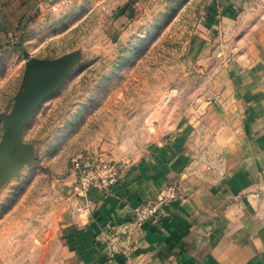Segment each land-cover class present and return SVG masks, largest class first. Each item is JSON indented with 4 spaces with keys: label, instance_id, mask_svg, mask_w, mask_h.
I'll return each mask as SVG.
<instances>
[{
    "label": "rangeland",
    "instance_id": "374dc122",
    "mask_svg": "<svg viewBox=\"0 0 264 264\" xmlns=\"http://www.w3.org/2000/svg\"><path fill=\"white\" fill-rule=\"evenodd\" d=\"M203 2L43 0L2 45L0 114L29 58L78 62L23 127L15 172L0 184V264L68 263L62 218L88 196L76 191L79 169L107 158L119 173L118 158L150 155L191 120L190 146L202 148L194 161L212 162L210 103L221 100L216 70L228 59L194 54Z\"/></svg>",
    "mask_w": 264,
    "mask_h": 264
},
{
    "label": "crops",
    "instance_id": "0c3cea01",
    "mask_svg": "<svg viewBox=\"0 0 264 264\" xmlns=\"http://www.w3.org/2000/svg\"><path fill=\"white\" fill-rule=\"evenodd\" d=\"M42 1L0 0L1 46ZM202 15L194 54L228 59L216 70L221 100L210 103L212 162L194 161L195 120L150 155L118 158L117 183L90 190L62 218L67 264H264V0H204ZM170 185L178 197L133 224V212Z\"/></svg>",
    "mask_w": 264,
    "mask_h": 264
},
{
    "label": "water",
    "instance_id": "95a60500",
    "mask_svg": "<svg viewBox=\"0 0 264 264\" xmlns=\"http://www.w3.org/2000/svg\"><path fill=\"white\" fill-rule=\"evenodd\" d=\"M78 62L76 53L58 59L29 58L10 110L0 114V184L15 172L16 154L22 153L21 132L44 100L57 92Z\"/></svg>",
    "mask_w": 264,
    "mask_h": 264
},
{
    "label": "built area",
    "instance_id": "2783aa9c",
    "mask_svg": "<svg viewBox=\"0 0 264 264\" xmlns=\"http://www.w3.org/2000/svg\"><path fill=\"white\" fill-rule=\"evenodd\" d=\"M5 47L0 45V58ZM76 191L80 196H86L90 190L108 192L118 181L116 167L107 158L96 166L79 169ZM178 188L170 185L158 191L148 202L139 206L133 212V224H144L157 217L160 212L178 197Z\"/></svg>",
    "mask_w": 264,
    "mask_h": 264
}]
</instances>
